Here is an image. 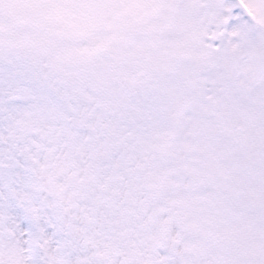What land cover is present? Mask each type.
I'll list each match as a JSON object with an SVG mask.
<instances>
[{"label":"snow or ice","instance_id":"snow-or-ice-1","mask_svg":"<svg viewBox=\"0 0 264 264\" xmlns=\"http://www.w3.org/2000/svg\"><path fill=\"white\" fill-rule=\"evenodd\" d=\"M0 264H264V0H0Z\"/></svg>","mask_w":264,"mask_h":264}]
</instances>
